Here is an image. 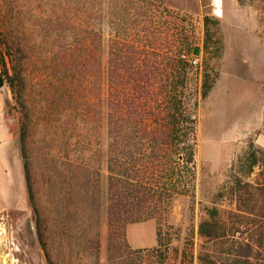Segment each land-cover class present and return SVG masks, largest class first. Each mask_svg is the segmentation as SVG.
<instances>
[{
	"label": "rangeland",
	"instance_id": "374dc122",
	"mask_svg": "<svg viewBox=\"0 0 264 264\" xmlns=\"http://www.w3.org/2000/svg\"><path fill=\"white\" fill-rule=\"evenodd\" d=\"M152 1L170 8L166 17L170 26L178 13L184 17L177 20L178 25L188 29L195 45L190 57L195 65L191 84L199 100L196 188L195 194L175 198L167 222L162 224L165 243L136 247L127 236V248L114 247L111 242L107 119L103 117L94 126L81 112L62 108L64 105L50 101L48 95V73H54L51 63L63 44L59 26L82 20L74 15L81 4L78 0H0V37L22 41L35 58L31 69L36 73L24 93L0 86V188L3 165H8L9 176L14 178V188H8L9 204L13 205L0 213V234L10 236L9 264H49L41 234L56 264H182L184 251L191 250V239L195 241V264H199L203 238L198 230L207 208L217 205L226 217L236 207L232 185L239 159L251 146L264 151V0ZM110 3L106 0L107 11ZM206 15L220 20L224 49L220 59L211 60L219 76L203 97ZM89 19L111 25L108 14ZM111 38L108 26L106 66ZM212 50L208 57L214 56ZM24 129L39 213L27 188ZM97 155L102 164L95 204L92 170ZM263 170L261 162L250 178L256 180ZM259 179L264 181L263 176ZM132 223L130 236L136 245L156 242L152 221ZM222 258L223 264L229 262L228 254Z\"/></svg>",
	"mask_w": 264,
	"mask_h": 264
},
{
	"label": "trees",
	"instance_id": "16d2710c",
	"mask_svg": "<svg viewBox=\"0 0 264 264\" xmlns=\"http://www.w3.org/2000/svg\"><path fill=\"white\" fill-rule=\"evenodd\" d=\"M78 2L81 8L74 15L83 19L59 26L63 44L51 63L54 73H48L50 101L81 112L94 126L107 119L112 245L128 248L127 225L151 218L158 221V243H165L162 224L175 198L195 194L196 188L199 100L191 84L193 39L188 29L179 27L178 21L185 20L180 13L170 26L166 18L170 8L152 0H111L108 11L106 0ZM106 14L111 25L89 19ZM108 26L112 38L106 66ZM205 27L203 97L219 76L211 60L220 59L224 49L220 20L206 15ZM211 50L214 56L208 57ZM34 59L22 41L0 37V86L24 93L35 78ZM25 130L27 188L39 213ZM94 157L92 198L96 204L102 161L99 155ZM261 162L264 151L254 146L240 157L232 185L237 205L228 216L217 205L207 208L198 230L203 238L199 264H223L227 254V264H264V181L259 179L264 170L256 180L250 178ZM40 240L49 264H56L43 234ZM194 245L191 239V250L184 251L182 264H195Z\"/></svg>",
	"mask_w": 264,
	"mask_h": 264
},
{
	"label": "crops",
	"instance_id": "0c3cea01",
	"mask_svg": "<svg viewBox=\"0 0 264 264\" xmlns=\"http://www.w3.org/2000/svg\"><path fill=\"white\" fill-rule=\"evenodd\" d=\"M4 132L6 133V130L5 129H4ZM7 166L6 165H3L1 167L2 172L4 174V181H3L2 188H0V201H1V204H0V213L2 211L6 210V209H9L10 206L13 205V204L12 205L9 204V195H10V193H9V189L8 188H9L10 185L14 188V183H13L14 178L13 179L11 178L12 175L9 176V170H8ZM10 173H12V170H10ZM13 191L14 190L12 189V194H13L12 198H13V203H14V192ZM145 221H152V223L154 224L155 227H153V228L155 229L156 242H154L152 244H148V245H136L132 241L131 236H130V231L132 230V227H133V224H134V223H132L129 226L127 232H128V236L130 238V243L133 244V246H136V247H145V246H154L155 244H158V236H157L158 221H157V219L151 218V219H148V220H145Z\"/></svg>",
	"mask_w": 264,
	"mask_h": 264
},
{
	"label": "water",
	"instance_id": "95a60500",
	"mask_svg": "<svg viewBox=\"0 0 264 264\" xmlns=\"http://www.w3.org/2000/svg\"><path fill=\"white\" fill-rule=\"evenodd\" d=\"M0 264H9V242L10 236L7 233L0 234Z\"/></svg>",
	"mask_w": 264,
	"mask_h": 264
}]
</instances>
